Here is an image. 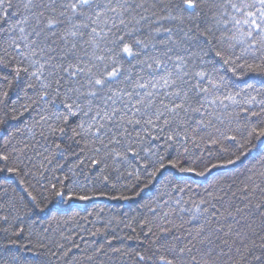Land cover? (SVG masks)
<instances>
[{
	"label": "snow or ice",
	"instance_id": "1",
	"mask_svg": "<svg viewBox=\"0 0 264 264\" xmlns=\"http://www.w3.org/2000/svg\"><path fill=\"white\" fill-rule=\"evenodd\" d=\"M250 73L264 77V0H0V221L154 189L136 264H264V79L240 87ZM36 223L0 229V264H81Z\"/></svg>",
	"mask_w": 264,
	"mask_h": 264
},
{
	"label": "trees",
	"instance_id": "2",
	"mask_svg": "<svg viewBox=\"0 0 264 264\" xmlns=\"http://www.w3.org/2000/svg\"><path fill=\"white\" fill-rule=\"evenodd\" d=\"M19 0H14V3H18ZM15 11V9H13ZM18 17H12L9 22L16 20ZM6 27V25H5ZM264 77L258 74H248L241 78L240 87H244L245 83L256 84L259 86V81ZM259 99V98H258ZM254 111L258 110V106L253 108ZM34 116L35 113H32ZM30 122V117L26 114L21 117L20 120L10 121L11 124L23 127L24 124ZM11 131V129H9ZM0 149L4 147V141L7 139L4 129L0 128ZM211 146V145H209ZM57 163L63 161L57 160ZM39 167V161H36ZM72 161H69L65 171H56L55 175L63 178L67 172V168L71 167ZM231 167V166H230ZM220 174L231 175L227 169H214L213 176ZM4 175H8L5 173ZM52 173L49 172L46 179L51 178ZM95 176L96 173H91ZM177 175H182L177 173ZM197 181L204 180L201 177H193ZM34 183V181H32ZM42 182H46L42 181ZM207 183V181H204ZM259 182V181H257ZM0 184L7 186V182L0 180ZM18 192H22L17 182L14 185ZM99 188L100 185H97ZM194 192L191 194L194 199H198L202 194V189H197L196 185H192ZM108 191V189H104ZM154 189L146 190L140 197H136L131 200L122 199H110L103 196H93L90 200H65L63 203L56 199H52L48 202L50 211L46 210V213L41 214L40 217L32 216L26 209L18 208L17 210L10 211L9 223L4 224L0 221V229L4 227L15 226L17 228L23 226L26 229L29 225H32L33 221H38L34 225V228L43 232L44 229H48V234L52 240L58 241L65 245L66 248H71V256L74 259L81 261V264H88L85 259V253L88 255L99 256V260L96 264H136V253L140 252L144 254L145 249L148 247L149 241L145 240L144 232H147V228L142 230L141 223L145 216L150 215L146 208L142 207L143 204L148 202V196ZM118 191H111L110 195L118 196ZM179 195V194H177ZM12 196L11 189L7 195L0 191V215L9 214L5 211L8 207L9 200ZM187 199V196H185ZM31 216V220L28 217ZM13 217H19L20 222H14ZM179 222V221H177ZM27 235V232L25 233ZM131 237V239H130ZM66 238V239H64ZM108 240L112 241L111 247L120 248L125 255L113 254L111 248L107 246ZM259 244L260 241L257 240ZM74 245H78L75 247ZM105 246L107 255H101L94 251V249ZM55 250V249H53Z\"/></svg>",
	"mask_w": 264,
	"mask_h": 264
}]
</instances>
